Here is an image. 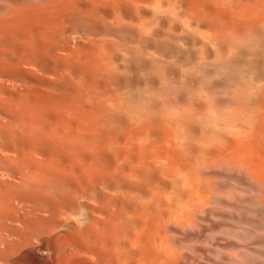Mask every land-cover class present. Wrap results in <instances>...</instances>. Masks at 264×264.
Instances as JSON below:
<instances>
[{"label":"bare ground","instance_id":"6f19581e","mask_svg":"<svg viewBox=\"0 0 264 264\" xmlns=\"http://www.w3.org/2000/svg\"><path fill=\"white\" fill-rule=\"evenodd\" d=\"M0 264H264V0H0Z\"/></svg>","mask_w":264,"mask_h":264}]
</instances>
